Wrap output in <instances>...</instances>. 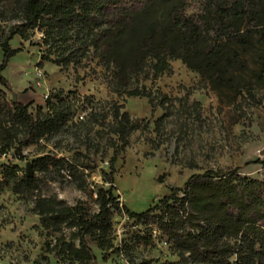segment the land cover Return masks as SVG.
Masks as SVG:
<instances>
[{
  "label": "trees",
  "instance_id": "trees-1",
  "mask_svg": "<svg viewBox=\"0 0 264 264\" xmlns=\"http://www.w3.org/2000/svg\"><path fill=\"white\" fill-rule=\"evenodd\" d=\"M9 18L15 23L0 32V85L5 89L0 90L2 155L73 128H86L96 150L109 137L105 147L113 152L108 162L111 188L97 189L96 212L37 196L33 211L51 239L47 254L61 264H99L87 237L101 250L112 248V217L121 209L136 223L157 224L176 242L178 261L172 264H264V181L233 172L195 175L159 205L133 213L114 194L116 163L130 136L149 123L133 119L120 105L106 111L92 102L87 117L73 123L78 102L64 99L61 90L51 92L45 107L33 115L30 104L14 100L15 93L7 99L13 89L3 76L20 52L10 42L16 36L29 41L39 32L42 62L67 70L93 57L118 96L153 101L156 93L146 83L171 74V63L181 61L212 90L237 98L264 86V0H13L10 9L0 7V20ZM258 163L264 167V162ZM50 166L67 171L79 189L87 187L84 171L71 161L43 157L34 162L40 171H50ZM5 169L7 178L15 179V192L37 189L36 177L19 179L18 167Z\"/></svg>",
  "mask_w": 264,
  "mask_h": 264
},
{
  "label": "rangeland",
  "instance_id": "rangeland-1",
  "mask_svg": "<svg viewBox=\"0 0 264 264\" xmlns=\"http://www.w3.org/2000/svg\"><path fill=\"white\" fill-rule=\"evenodd\" d=\"M12 3L0 0V7L10 9ZM13 23L10 18L0 20V32H7ZM42 43L39 32L29 41L16 36L10 42L11 48L20 52L3 72L13 89L7 92L8 100L15 93L19 101L30 104V113L35 115L38 107H45L47 95L61 90L64 99L78 102L73 123L87 117L91 102L106 111L120 105L133 119L149 123L145 130L130 136L116 163L114 194L131 212L140 214L159 205L172 189L183 188L195 175L233 172L264 181V167L258 163L264 162V86L257 85L253 93L244 91L237 98L231 93L219 94L181 61H173L171 74L146 83L147 89L156 93L153 101L128 98L111 91L108 73L97 59L90 57L82 66L64 70L42 62ZM2 60L0 49V64ZM0 90L5 91L1 85ZM80 129L84 131L73 128L49 140H35L22 150L17 145L5 155L0 146V264H61L46 253L51 239L33 211L37 196L54 197L70 207L81 204L89 213L98 210L97 189L111 188L108 162L113 152L105 147L109 137L96 150L91 148V134L88 138L87 129ZM94 137L101 139L99 134ZM43 157L75 163L84 171L87 187L79 189L67 171L53 166L50 171L36 169L34 162ZM28 163L37 189L17 193L12 188L15 179L7 178L5 167H18L22 179ZM111 224L112 248L101 250L87 237L99 264L178 261L176 242L157 224L136 223L121 209L114 211ZM70 232L64 228L65 235Z\"/></svg>",
  "mask_w": 264,
  "mask_h": 264
},
{
  "label": "water",
  "instance_id": "water-1",
  "mask_svg": "<svg viewBox=\"0 0 264 264\" xmlns=\"http://www.w3.org/2000/svg\"><path fill=\"white\" fill-rule=\"evenodd\" d=\"M14 100H17V95L14 96ZM264 153H262L263 155ZM34 175H33V171H32V164L31 163H28L27 164V173H26V177L27 178H32Z\"/></svg>",
  "mask_w": 264,
  "mask_h": 264
},
{
  "label": "built area",
  "instance_id": "built-area-1",
  "mask_svg": "<svg viewBox=\"0 0 264 264\" xmlns=\"http://www.w3.org/2000/svg\"><path fill=\"white\" fill-rule=\"evenodd\" d=\"M47 97H48V95L46 96V98H45V99H47Z\"/></svg>",
  "mask_w": 264,
  "mask_h": 264
}]
</instances>
